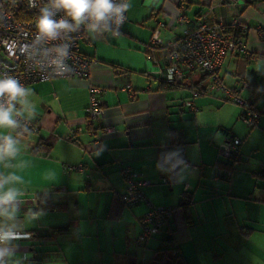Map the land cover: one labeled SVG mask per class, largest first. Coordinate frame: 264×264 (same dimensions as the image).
Segmentation results:
<instances>
[{
    "label": "crops",
    "instance_id": "1",
    "mask_svg": "<svg viewBox=\"0 0 264 264\" xmlns=\"http://www.w3.org/2000/svg\"><path fill=\"white\" fill-rule=\"evenodd\" d=\"M129 3L118 38L88 33L79 42L80 54L93 61L87 79L27 86L36 115L30 134L21 137V159L30 161L19 170L25 180L21 211L37 210V194L55 208L37 210L42 215L24 228L31 238L16 242L17 258L27 257L25 264H146L139 261L137 239L147 206L127 208L118 200L125 190L119 166H128L150 182L143 194L152 206L172 209V244L160 264H167L173 249L186 264H264V177L254 160H245L264 141V119L247 129L242 109L210 91L206 77L187 74L180 86L161 81L165 44L182 36V10L188 20L244 31L243 50L228 51L218 75L228 88L247 85L242 97L264 109V0ZM155 30L160 46L150 42ZM125 83L133 97L122 90ZM89 88L100 91L104 113L92 126L85 125ZM190 88L200 93L193 110L184 104ZM104 127L115 132H102ZM231 137L241 140L240 161L227 183L216 178L225 169L218 146ZM38 142L51 145L47 153L33 152ZM65 165L82 170L68 172ZM48 172L56 173L54 182L44 179ZM54 227L67 230L52 237ZM150 238L155 240L142 252L149 244L163 246L161 232Z\"/></svg>",
    "mask_w": 264,
    "mask_h": 264
},
{
    "label": "built area",
    "instance_id": "2",
    "mask_svg": "<svg viewBox=\"0 0 264 264\" xmlns=\"http://www.w3.org/2000/svg\"><path fill=\"white\" fill-rule=\"evenodd\" d=\"M32 3L35 7H30L29 0H0V66L6 67V70L25 86L38 82H49L56 78L66 80L87 79L93 61L83 57L78 49L79 42L87 40L88 32L86 30L71 34V54L67 61L73 68L71 74L54 75L50 68L33 66L27 60L23 50L35 39V21L38 16V9L45 5L46 0H32ZM178 22L184 25L182 36L165 44L167 54L165 67L161 73V81L166 85L180 86L187 74L195 73L201 77H206L208 78L209 90L218 93L222 101L241 108L242 115L240 118L243 125L247 129L255 128L259 121L264 119V109L257 110L242 97V92L247 89V85L241 84L236 88H228L218 75L227 52L232 49L243 50V44L228 33L221 22L208 25L201 18L188 20L183 16L182 10ZM59 42L54 41L52 43ZM150 42L152 46L163 44L159 38L158 30L152 33ZM122 90L129 92L130 97H133L128 83L124 84ZM99 92L98 89L89 88V100L85 110V125L87 126L100 123L103 119L104 113L102 102L98 97ZM199 94L198 90L190 88L189 98L184 104L193 110L192 100ZM102 132L112 134L115 129L104 127ZM68 139L69 137L65 138V140ZM240 145V139H227L218 146L219 157L233 162V165L236 166L238 162L234 160L239 154ZM258 168L264 174V163L259 164ZM64 169L68 172L81 171L82 165H65ZM119 169L125 182V190L119 195L120 203L127 208L135 207L141 202L147 206V212L139 221L140 234L137 239L139 244L145 245L153 233L160 231L169 222L172 209L152 206L143 194V188L149 186L150 182L138 178L128 166H119ZM231 175V172L224 171L222 175L216 178H222L228 183ZM24 202L25 200H23V204ZM32 202L35 203V200L32 199ZM26 234L21 240L31 238L30 234ZM171 255H178V251L172 250Z\"/></svg>",
    "mask_w": 264,
    "mask_h": 264
},
{
    "label": "clouds",
    "instance_id": "3",
    "mask_svg": "<svg viewBox=\"0 0 264 264\" xmlns=\"http://www.w3.org/2000/svg\"><path fill=\"white\" fill-rule=\"evenodd\" d=\"M29 5L35 7L32 0ZM129 7V0H46L38 9L35 39L23 50L27 60L54 75L71 74V34L86 30L94 39L118 38ZM32 96L31 88L0 66V264H25L27 257L17 258L16 242L27 235L25 226L42 215L31 208L21 211L25 180L19 170L30 165L21 159V137L30 134L28 125L36 115ZM44 179L54 182L56 173Z\"/></svg>",
    "mask_w": 264,
    "mask_h": 264
},
{
    "label": "trees",
    "instance_id": "4",
    "mask_svg": "<svg viewBox=\"0 0 264 264\" xmlns=\"http://www.w3.org/2000/svg\"><path fill=\"white\" fill-rule=\"evenodd\" d=\"M226 29H227V32L232 34L233 37L236 40H239L240 38L244 37V31L238 26L227 27ZM168 86L169 85H166L165 87H168ZM248 102H249V104L251 106H254L252 102H250V101H248ZM231 138H228V139H231ZM50 147H51V145L48 142H38L36 147L33 149V152L37 153V152L40 151V152L47 153ZM224 161H225V164H224L225 165V167H224L225 169H224V171H229V172L233 173V171L235 170V166L233 165V162L226 161V160H224ZM234 161H236V162L240 161V153L238 154V156L236 157V159ZM223 172H222V174H223ZM258 176L264 177V174H262L260 169L258 171ZM220 180H223V179L220 178ZM34 200H35V206H36L37 210L38 209H49L50 207L51 208H55V206L53 204L48 203L47 199L42 194H37ZM186 203H187V201H186ZM66 230H67L66 227H54V228H51L50 229V233H51L50 236L53 237V236H55V234H60L62 232H65ZM160 232L162 233V238H161L160 242H161V245H163L164 247L163 246H159L155 250V252L153 254V257H152L151 261L148 264H156L155 263L156 261L159 262L158 260L160 259L161 255H164L166 253L167 246H170L172 244L171 242H172V239H173V232L169 228L168 223L160 230ZM42 238H44V237H42ZM167 264H186V263L182 260V258L178 254V255H174V256L171 255V257H167Z\"/></svg>",
    "mask_w": 264,
    "mask_h": 264
},
{
    "label": "rangeland",
    "instance_id": "5",
    "mask_svg": "<svg viewBox=\"0 0 264 264\" xmlns=\"http://www.w3.org/2000/svg\"><path fill=\"white\" fill-rule=\"evenodd\" d=\"M227 103V102H225ZM233 105L235 107H237L236 105L234 104H231L228 102V105ZM239 108V107H237ZM241 109V108H240ZM245 132H249L244 126H243ZM258 144L256 145V147H253V149L249 150L248 151V155L245 157V160L246 158L247 159H252L255 161V165L253 167H258L259 164H262L264 163V141H259L257 142ZM257 154V156H255ZM157 232H160V231H157ZM152 239V238H150ZM154 239V238H153ZM152 239V240H153ZM155 240V239H154ZM152 243V242H151ZM139 244V243H138ZM140 246L137 247L138 249V257H139V261L141 262H144L146 264H148L152 257H153V254L155 252V250L157 249L156 247L158 246L157 245H153V244H149L147 245L146 249L142 252V249L145 248L143 245L139 244ZM144 253V254H143ZM147 261V262H146ZM156 264H160L159 262H155Z\"/></svg>",
    "mask_w": 264,
    "mask_h": 264
}]
</instances>
